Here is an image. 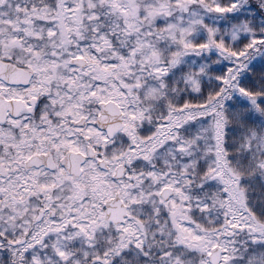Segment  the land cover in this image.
Segmentation results:
<instances>
[{
  "label": "snow or ice",
  "instance_id": "6c2138e0",
  "mask_svg": "<svg viewBox=\"0 0 264 264\" xmlns=\"http://www.w3.org/2000/svg\"><path fill=\"white\" fill-rule=\"evenodd\" d=\"M0 264H264V0H0Z\"/></svg>",
  "mask_w": 264,
  "mask_h": 264
}]
</instances>
